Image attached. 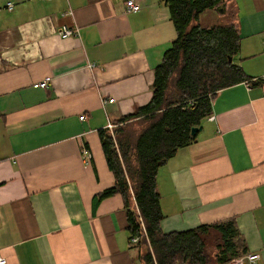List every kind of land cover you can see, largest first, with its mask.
Listing matches in <instances>:
<instances>
[{"label": "crops", "instance_id": "0c3cea01", "mask_svg": "<svg viewBox=\"0 0 264 264\" xmlns=\"http://www.w3.org/2000/svg\"><path fill=\"white\" fill-rule=\"evenodd\" d=\"M127 1L0 0V252L8 264H143L122 194L96 199L116 181L101 131L151 100L155 68L177 32L161 0H136L133 12ZM231 5L241 37L234 62L248 79L220 90L196 140L160 167V225L169 233L234 219L264 264V0ZM64 26L79 33L63 37Z\"/></svg>", "mask_w": 264, "mask_h": 264}, {"label": "trees", "instance_id": "16d2710c", "mask_svg": "<svg viewBox=\"0 0 264 264\" xmlns=\"http://www.w3.org/2000/svg\"><path fill=\"white\" fill-rule=\"evenodd\" d=\"M161 1L169 8L177 36L155 68L151 100L118 119L115 137L101 131L116 181L96 199L122 194L131 246L144 250L143 264L225 263L248 253L236 221L163 232L160 223L165 215L157 177L160 167L180 148L196 140L192 129L212 114L216 94L248 79L234 62L241 46L237 13L233 5L227 6L228 0ZM208 9L221 20L204 26L200 19ZM210 236L215 244H210Z\"/></svg>", "mask_w": 264, "mask_h": 264}, {"label": "built area", "instance_id": "2783aa9c", "mask_svg": "<svg viewBox=\"0 0 264 264\" xmlns=\"http://www.w3.org/2000/svg\"><path fill=\"white\" fill-rule=\"evenodd\" d=\"M7 7L9 9H12L14 7L12 2H9ZM141 9V5L136 1V0H128L127 1V10L129 12H133V11H139ZM79 33L78 29H72L70 27L64 26L61 30H60V34L63 37H68V36H73L75 34ZM50 78H46L45 80L39 82V86L46 88L48 87V83H49ZM114 99H109V100H105L104 99V105H107V103L109 102H113ZM85 116H81L80 118L83 119ZM113 126V124H109V128H111ZM116 126V125H115ZM84 159H90L91 158V154L86 151L83 150L82 153ZM138 241V237H134L132 238V243H136ZM260 259V254L257 252H248L246 255L237 257L235 259L232 260V264H258V261ZM0 264H8V259L5 255H3L0 252Z\"/></svg>", "mask_w": 264, "mask_h": 264}, {"label": "rangeland", "instance_id": "374dc122", "mask_svg": "<svg viewBox=\"0 0 264 264\" xmlns=\"http://www.w3.org/2000/svg\"><path fill=\"white\" fill-rule=\"evenodd\" d=\"M213 10H210V9H208V10H206L203 14H202V17H201V20H200V22H202V24L203 25H205V26H207V25H212L213 23H215L216 21L211 17V15L210 14H212L213 12H212ZM213 15V14H212ZM118 126H115L114 125V123H113V126L111 127V128H108L109 129V132L110 133H112V135L115 137L116 135H115V133H114V131H115V129L117 128ZM211 241H214V244H215V240H214V238H213V236H210L209 237V242H211ZM210 244H212V242L210 243ZM213 246V245H212ZM213 248V247H212Z\"/></svg>", "mask_w": 264, "mask_h": 264}, {"label": "water", "instance_id": "95a60500", "mask_svg": "<svg viewBox=\"0 0 264 264\" xmlns=\"http://www.w3.org/2000/svg\"><path fill=\"white\" fill-rule=\"evenodd\" d=\"M230 60H232V57H230ZM201 129H202V126L194 127V128L192 129V134H193V135H196Z\"/></svg>", "mask_w": 264, "mask_h": 264}]
</instances>
